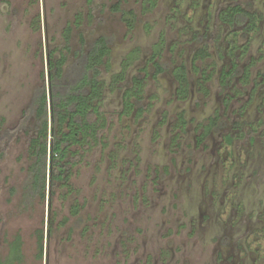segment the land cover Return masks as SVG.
<instances>
[{"label": "rangeland", "instance_id": "obj_1", "mask_svg": "<svg viewBox=\"0 0 264 264\" xmlns=\"http://www.w3.org/2000/svg\"><path fill=\"white\" fill-rule=\"evenodd\" d=\"M117 1L0 0V259L19 235L21 264H264V0H121L132 27ZM235 4L252 12L242 25L225 13ZM98 35L110 46L101 141L82 151L67 185L50 194L47 181L45 198L28 201V115L47 85V51L66 53L67 69ZM200 47L207 55L193 59ZM181 63L184 100L173 75ZM232 64L242 71L222 84ZM135 75L140 114L122 104Z\"/></svg>", "mask_w": 264, "mask_h": 264}, {"label": "trees", "instance_id": "obj_2", "mask_svg": "<svg viewBox=\"0 0 264 264\" xmlns=\"http://www.w3.org/2000/svg\"><path fill=\"white\" fill-rule=\"evenodd\" d=\"M150 4L154 0H148ZM121 0L113 6V11L121 12V19L129 26L134 25L136 15L133 10L121 9ZM228 9V8H227ZM229 19H233L238 25L244 24L252 15L250 9L235 4L225 11ZM71 27L65 29V49L68 45ZM82 43L84 37L80 35ZM110 53L109 38L98 35L89 44L87 49L75 52L76 60L65 68L67 54L60 52L55 55V49H48L47 61V85L43 84L35 93L29 115L34 119L33 132L29 138L28 151L31 157L29 165L30 180L26 186V199L29 201L36 197L45 198L46 184H49V193H54L56 183L67 185L71 175V169L81 157L82 151L93 148L101 141V133L106 127V117L102 110V96L105 81L101 78V65L109 68L107 57ZM138 49H133L126 56L122 69L113 74L111 83H117L124 78L125 70L130 62L137 56ZM207 55L205 49L198 48L193 59L204 58ZM154 75L164 71L161 63L155 62ZM241 68L236 64L228 69H223L221 74L222 84H226L233 76L241 73ZM248 71L244 69V75ZM177 82L176 95L184 100L189 94V78L187 67L181 63L173 70ZM43 76V74H42ZM144 77L135 75L131 85L122 93L123 111L129 113L133 107H137L140 114L143 96ZM181 121L184 119L181 115ZM216 125V120L211 119L205 126V133ZM78 209L74 206L73 213ZM42 232L38 235V256L42 255ZM21 239L16 235L9 243V252L0 264H21Z\"/></svg>", "mask_w": 264, "mask_h": 264}, {"label": "flooded vegetation", "instance_id": "obj_3", "mask_svg": "<svg viewBox=\"0 0 264 264\" xmlns=\"http://www.w3.org/2000/svg\"><path fill=\"white\" fill-rule=\"evenodd\" d=\"M251 11V10H250ZM232 66V65H231ZM228 69V68H227ZM226 70V69H225ZM242 70V69H241ZM223 71V70H222ZM221 74H222V72H221Z\"/></svg>", "mask_w": 264, "mask_h": 264}]
</instances>
